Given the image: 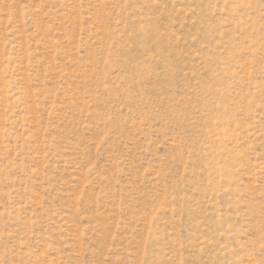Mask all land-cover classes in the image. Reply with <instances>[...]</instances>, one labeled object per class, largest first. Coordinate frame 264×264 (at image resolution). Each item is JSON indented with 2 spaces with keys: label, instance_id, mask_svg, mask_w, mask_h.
Masks as SVG:
<instances>
[{
  "label": "rangeland",
  "instance_id": "rangeland-1",
  "mask_svg": "<svg viewBox=\"0 0 264 264\" xmlns=\"http://www.w3.org/2000/svg\"><path fill=\"white\" fill-rule=\"evenodd\" d=\"M0 264H264V0H0Z\"/></svg>",
  "mask_w": 264,
  "mask_h": 264
}]
</instances>
